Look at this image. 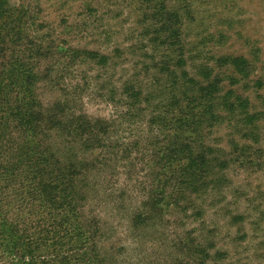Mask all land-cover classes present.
Instances as JSON below:
<instances>
[{
    "label": "rangeland",
    "instance_id": "1",
    "mask_svg": "<svg viewBox=\"0 0 264 264\" xmlns=\"http://www.w3.org/2000/svg\"><path fill=\"white\" fill-rule=\"evenodd\" d=\"M2 1L10 9L9 22L15 21L12 33L22 26L20 33L35 50L50 51L58 61L50 62L49 74V61H30L32 72L42 75L33 90L44 107L60 103L69 117L76 112L106 127L96 131L99 143L92 148L85 131L69 135L68 127L45 122L39 124L43 137L37 149L66 161L59 172L76 182L81 213L103 229L104 264H264V116L259 115L264 113V0ZM229 56L247 60L251 68L238 73L230 68L233 62L218 61ZM203 65L209 68L198 71ZM208 69L211 81L220 80L209 98H225L210 111L218 113L228 100L238 107L234 115L222 112L227 118L222 124L189 141L175 134L173 119L180 114L174 102L195 94L197 110H206L208 98L199 89ZM187 72L193 84L183 81ZM2 93V105L12 102L11 91ZM255 123L259 142L249 134ZM27 135L0 161L6 165L0 170V231L15 232L24 223L29 235L33 223L51 211L31 196L35 190L26 176L37 140ZM190 143L196 154L210 150L205 154L216 170L223 164L217 159L226 167L220 178L216 172L206 183L197 176L186 189L179 184L185 176L180 167L188 163L183 147ZM202 143L209 148L198 149ZM247 145L251 149L240 153ZM94 156L100 162L89 163ZM12 173L18 174L15 181H1ZM67 185L55 184L60 212L74 206ZM28 235L23 233L22 248L15 247L22 251L19 259L24 256L18 264L32 259L49 264L54 257H47L45 247L30 248ZM8 257V250L0 249V264H12Z\"/></svg>",
    "mask_w": 264,
    "mask_h": 264
},
{
    "label": "trees",
    "instance_id": "2",
    "mask_svg": "<svg viewBox=\"0 0 264 264\" xmlns=\"http://www.w3.org/2000/svg\"><path fill=\"white\" fill-rule=\"evenodd\" d=\"M5 6L6 3L0 0V18L3 19V22L0 23V97L4 96L2 92L9 90L12 92V102H7L6 105H2L5 102H0V120L3 121V129H0V161L6 160L5 157L6 155H8L7 152L13 150V148H15L16 146L17 147L15 148V150L19 148V139L21 138L22 134L29 136L27 134L30 133L34 140H37L33 155L35 159H33V162L32 160L31 162H29V164L31 165V175H27L26 178L29 179L31 187H33L35 190L34 192H31V196L38 200L42 199L46 206L50 209L51 214L49 215V217L43 216V222H39L38 225H35V223H33L32 232L29 235V231L23 230L24 223L16 226L17 231L15 232L0 231V249L8 250V258L15 262V264H18L24 256H22V259H19L22 251H17L15 247L20 246V248H22L23 243L26 242L25 237H23L24 233L25 235H28V246L30 248L36 247L37 249H42V247H45L47 257H54V259L48 261L49 264H90L91 262L95 261H100L102 262V264H104L103 256L100 255L101 251L103 250V243H101L103 237V229L98 222L94 221L89 216H86L85 213H81L83 207L80 206V202L75 199V191L77 190V188L75 187L76 182L74 180H69V176L72 175H67L66 173L59 172L61 164H66V161L63 162V160L61 159L59 154L57 155V153L54 156L53 152L51 151L50 153L49 151H40L41 153H39L37 149H39V145L42 144L40 137H43L40 136L41 132L43 131L40 130L39 124L45 122L52 128L57 126H61L62 128L68 127V129L70 130L69 135H77L75 131H85L87 133L86 135L88 136L89 144H94L92 148H94L96 143H99L97 142L99 139H96V134L98 132L97 130H99V133H101L106 130V127L97 124L98 122L96 121H88L86 119L82 120V117H76V112L70 114L69 117V114L67 115V113L64 112L66 109H61L60 103L56 104V106H54V104L48 109L44 107L42 102L37 98L35 91L33 90L34 85L40 78L39 76L42 75L41 73H36V76L32 72L30 68V61L35 65H38V63L40 62L48 63L47 61H49L48 66L51 67L47 69V74H49L51 70H54V66L51 65L50 62L55 60L57 63L58 61L54 58V56H51L52 52L50 53L48 49L46 50L49 52L45 54L41 53L40 49L39 51L35 50L34 48H36V46H33L32 41H28V39L26 40L22 33H20L22 26H20V31L14 30V33H12L10 27H12L15 21L9 22L10 20H12V18H9L10 14L6 13L10 11V9L7 10L6 8H4ZM57 50L58 48L56 47V53H58ZM26 52H31L32 54L35 52L36 53L34 56L26 57ZM25 53L26 55H24ZM218 61H228L229 63L233 62L235 64V67L230 66V68L236 70L238 73H243L248 70V68H251L248 61L243 60L242 58H233L229 56L221 57L218 59ZM218 67H221V65H219ZM203 68H209V66L203 65L201 67H198V71ZM210 76L211 73L208 69V73L205 74L206 84L201 85V88L199 89L201 96L204 95L208 98L204 103V108H206V110H197V107L194 104L195 100L197 99L194 97L195 94L189 95L188 93L187 96L185 93L186 100L183 101L185 102L184 104H182L183 102H181L180 104V101L178 102L177 100V102H174V104L176 105L175 111L180 114L177 119H173V122L175 123V134L189 137V141L193 140L194 136H200L204 128L208 130L222 124L226 118L222 112H227L229 115H234L238 107L237 103H232L230 102V100H228L225 108L219 110L218 113H216V111H210V109H217L219 106L225 103V101H223L216 106V103L218 101L225 100V98L220 97L219 95H217L215 99L209 98L211 96L212 89L214 88V86L212 85L219 86L220 82L219 79L218 81H211ZM183 81L186 82L185 84L194 83L193 78H191V75L188 72L184 73ZM227 97L228 94L226 98ZM204 104H202V106ZM59 107L60 111L58 114L57 111ZM7 110H9V113L7 112ZM259 115L264 116V113ZM248 119H254L253 115H248ZM248 119L242 117L240 118V120L245 122L247 125L249 123ZM256 120H258V117L256 118ZM67 123H69L70 126H67ZM257 129V123L252 124L250 126L249 134L250 136H252V140L255 139L256 142H259L260 134L257 133ZM92 138H94V141H89ZM84 142L87 143V139ZM190 144L191 145L186 144L183 147V151L187 147L188 155L186 158L188 160V163L186 166L180 167L181 169L185 168V176L184 180L182 179V181H179V184L185 185L186 189H188L189 187L193 186V182L195 181V178L197 176H201L200 179H202L203 177L204 180H207L206 183L210 181L211 178L208 180L210 176L213 177V175L211 174H214L215 176L217 172V177L222 176V173H220V171L226 167V161L217 159L216 161L223 162V164L220 169L217 168L216 170V167L212 164L208 156L205 154L206 152H210V150H204L202 154H196L194 151V143ZM173 146L175 147V144H173ZM203 146L205 145H203L202 143L200 147H198V149L201 150L207 147ZM235 146L239 145L235 143ZM7 149L9 151H7ZM244 149H241L240 153H245L246 150L249 151L251 149V146L247 145L246 147H244ZM200 150L196 152L200 153ZM14 151L13 153H16ZM173 151L175 155V150ZM12 155L15 156L16 154ZM173 157H170L171 159H173L169 161L170 163L175 162L176 159ZM73 160H75V158H73ZM95 161L100 162L96 157L94 159L88 160L89 163H95ZM250 164H252V161H250ZM5 167V164H0V170L3 171V168L5 169ZM54 172H58L59 175H53ZM50 176H54V178L50 181H45V178H50ZM17 177L18 174L14 175L12 173L8 178L1 181H15ZM70 182L72 183V185ZM57 183H59L60 185H62V183L68 184L66 187L69 188V196H72V199H69V201H71L75 207L79 208L78 213H76V209L74 206L71 207L72 212H68L67 210H64V212H60V210H62L64 207L60 205V203H62V199L58 198L57 196V194H59L58 187L55 186V184ZM204 183L205 181L203 182V184ZM7 184L10 185V183L8 182ZM8 185H5V187ZM37 185L39 186V189L35 188ZM21 187H23V185H21ZM48 189L50 193L48 192ZM180 190L179 193H184ZM170 204L175 203L169 201V205ZM54 210L57 212V214L52 213ZM36 237L37 241L33 242ZM185 248L187 247L185 246ZM13 262L12 264H14ZM34 263H36V259H32L31 264Z\"/></svg>",
    "mask_w": 264,
    "mask_h": 264
}]
</instances>
